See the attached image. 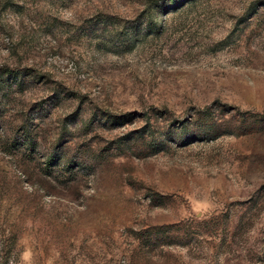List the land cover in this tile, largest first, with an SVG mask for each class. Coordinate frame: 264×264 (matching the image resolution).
<instances>
[{"label":"rangeland","instance_id":"rangeland-1","mask_svg":"<svg viewBox=\"0 0 264 264\" xmlns=\"http://www.w3.org/2000/svg\"><path fill=\"white\" fill-rule=\"evenodd\" d=\"M0 264H264V0H0Z\"/></svg>","mask_w":264,"mask_h":264}]
</instances>
